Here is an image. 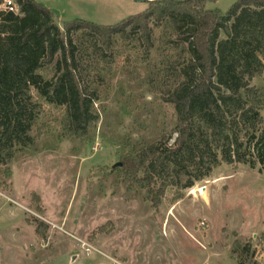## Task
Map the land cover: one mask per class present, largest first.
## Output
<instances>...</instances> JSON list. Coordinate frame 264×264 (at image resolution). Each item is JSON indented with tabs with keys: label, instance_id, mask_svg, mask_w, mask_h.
Instances as JSON below:
<instances>
[{
	"label": "rangeland",
	"instance_id": "rangeland-1",
	"mask_svg": "<svg viewBox=\"0 0 264 264\" xmlns=\"http://www.w3.org/2000/svg\"><path fill=\"white\" fill-rule=\"evenodd\" d=\"M34 1L60 29L76 19L113 26L148 8L131 0ZM237 1L207 0L205 8L224 14ZM133 49L122 45L116 62L101 66L110 91L95 104L98 121L85 138L66 136L65 116L44 107L34 145L0 167V264H264V166L257 161L220 164L189 189L172 175L158 205L143 175L134 179L122 166L176 138L174 110L152 90L167 54L159 35L149 57ZM250 85L264 89V73ZM177 193L183 198L172 204ZM38 222L48 225L43 239L35 236ZM101 227L105 233H97Z\"/></svg>",
	"mask_w": 264,
	"mask_h": 264
},
{
	"label": "trees",
	"instance_id": "trees-1",
	"mask_svg": "<svg viewBox=\"0 0 264 264\" xmlns=\"http://www.w3.org/2000/svg\"><path fill=\"white\" fill-rule=\"evenodd\" d=\"M12 1L16 13L0 8V167L34 145L44 107L65 116L66 136L85 138L98 121L95 104L110 91L102 67L115 63L125 44L149 57L157 34L167 54L152 90L174 110L176 138L168 146L164 137L122 165L134 179L143 175L152 204L172 175L186 178L182 189H189L220 164L264 166V89L250 85L264 73V0H238L224 14L206 9L207 0H154L113 26L76 19L62 29L47 7ZM182 198L177 193L171 203ZM47 230L38 222L35 236L43 239Z\"/></svg>",
	"mask_w": 264,
	"mask_h": 264
},
{
	"label": "built area",
	"instance_id": "built-area-1",
	"mask_svg": "<svg viewBox=\"0 0 264 264\" xmlns=\"http://www.w3.org/2000/svg\"><path fill=\"white\" fill-rule=\"evenodd\" d=\"M0 8L9 12H17V7L15 6L14 2L12 0H1ZM86 253L90 254L92 251V248L89 245H86ZM109 264H123L120 261L108 258Z\"/></svg>",
	"mask_w": 264,
	"mask_h": 264
},
{
	"label": "water",
	"instance_id": "water-1",
	"mask_svg": "<svg viewBox=\"0 0 264 264\" xmlns=\"http://www.w3.org/2000/svg\"><path fill=\"white\" fill-rule=\"evenodd\" d=\"M133 2H141V3H147V2H151V1H154V0H131ZM171 2H175V3H183L187 0H169ZM117 167H121V163H117L115 164L112 168H117Z\"/></svg>",
	"mask_w": 264,
	"mask_h": 264
}]
</instances>
